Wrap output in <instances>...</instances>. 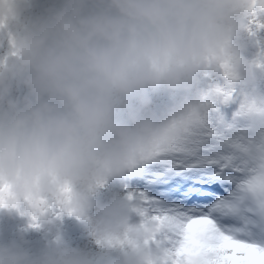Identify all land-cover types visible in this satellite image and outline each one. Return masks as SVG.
<instances>
[{
    "label": "clouds",
    "instance_id": "9594fccd",
    "mask_svg": "<svg viewBox=\"0 0 264 264\" xmlns=\"http://www.w3.org/2000/svg\"><path fill=\"white\" fill-rule=\"evenodd\" d=\"M30 7L0 0V186L11 194L0 208L52 240L38 254L22 235L2 243L0 264H167L158 226L124 192L125 179L207 114L219 100L210 85L235 92L233 115L264 122L255 26L264 0H52L35 16ZM14 83L22 98L12 97ZM161 93L171 103L158 106ZM41 200L50 207H35ZM62 214L85 226L95 250L61 239Z\"/></svg>",
    "mask_w": 264,
    "mask_h": 264
},
{
    "label": "snow or ice",
    "instance_id": "6c2138e0",
    "mask_svg": "<svg viewBox=\"0 0 264 264\" xmlns=\"http://www.w3.org/2000/svg\"><path fill=\"white\" fill-rule=\"evenodd\" d=\"M210 89L207 114L135 163L123 190L157 224L167 264H264V122L241 111L228 123L235 92ZM10 196L0 186V204Z\"/></svg>",
    "mask_w": 264,
    "mask_h": 264
},
{
    "label": "rangeland",
    "instance_id": "374dc122",
    "mask_svg": "<svg viewBox=\"0 0 264 264\" xmlns=\"http://www.w3.org/2000/svg\"><path fill=\"white\" fill-rule=\"evenodd\" d=\"M51 2L52 0H39V3L37 5L31 2V9L29 8L25 14L31 16L41 14ZM250 51H255V49L252 48ZM261 87L264 88V84H262ZM26 91L27 90L23 85H16L15 89L12 90L13 98H21V95L24 96L26 94ZM153 99L154 102L160 107L171 103L170 97L167 93L154 95ZM237 106L238 98L235 97L232 103L221 108L225 119H231L232 114L236 110ZM119 188V182L112 183L106 186L105 189L101 190L98 198L104 199L107 197L111 190H118ZM12 216L14 218V221L16 220L15 222L10 221L9 218ZM0 230H4L1 237L2 239H5V241H2L4 243H9L18 239L20 240V243H23L20 239L22 235L23 241H26V243H23V246L30 251L33 244H40L41 248L39 249V251L33 254H38L48 244V242L52 240L51 233L46 231L43 227H32L30 224V217L22 215L21 212H18L16 210H6L5 216L1 217L0 219ZM69 230H71V233H69ZM56 231L59 232V235L63 241L67 242L73 247L91 248L92 246L91 239L87 234L85 226L74 216L62 214L56 225Z\"/></svg>",
    "mask_w": 264,
    "mask_h": 264
},
{
    "label": "trees",
    "instance_id": "16d2710c",
    "mask_svg": "<svg viewBox=\"0 0 264 264\" xmlns=\"http://www.w3.org/2000/svg\"><path fill=\"white\" fill-rule=\"evenodd\" d=\"M3 44L2 43H0V53H2L3 52ZM16 84L14 83V85H13V87L15 86ZM12 97H13V95H12ZM23 97V96H22ZM11 222H15L14 221V219H11L10 220ZM1 232H3V230H0V234H1ZM73 232V231H72ZM74 232H75V230H74ZM11 234V233H10ZM72 235V234H71ZM14 236V235H13ZM17 243H20V240L18 239V240H15ZM2 243H4V242H2L1 240H0V244H2ZM41 248V245L40 244H33V246H32V248H31V252L32 253H37L38 251H39V249Z\"/></svg>",
    "mask_w": 264,
    "mask_h": 264
},
{
    "label": "flooded vegetation",
    "instance_id": "af4514ba",
    "mask_svg": "<svg viewBox=\"0 0 264 264\" xmlns=\"http://www.w3.org/2000/svg\"><path fill=\"white\" fill-rule=\"evenodd\" d=\"M31 2H33V4H38L39 3V0H31ZM30 9H31V7H30Z\"/></svg>",
    "mask_w": 264,
    "mask_h": 264
},
{
    "label": "bare ground",
    "instance_id": "6f19581e",
    "mask_svg": "<svg viewBox=\"0 0 264 264\" xmlns=\"http://www.w3.org/2000/svg\"><path fill=\"white\" fill-rule=\"evenodd\" d=\"M91 248H93V250H95V249H94V245H92Z\"/></svg>",
    "mask_w": 264,
    "mask_h": 264
}]
</instances>
